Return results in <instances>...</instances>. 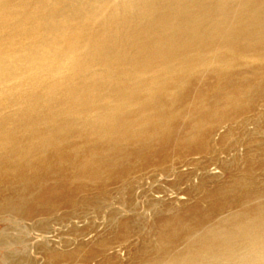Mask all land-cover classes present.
<instances>
[{
	"label": "bare ground",
	"instance_id": "6f19581e",
	"mask_svg": "<svg viewBox=\"0 0 264 264\" xmlns=\"http://www.w3.org/2000/svg\"><path fill=\"white\" fill-rule=\"evenodd\" d=\"M263 98L264 0H0V178L17 181L0 209L31 218L89 204L82 193L169 151H205L207 123ZM246 191L205 193L201 233L177 254L160 241L152 264H264V202L245 205L264 189Z\"/></svg>",
	"mask_w": 264,
	"mask_h": 264
},
{
	"label": "rangeland",
	"instance_id": "374dc122",
	"mask_svg": "<svg viewBox=\"0 0 264 264\" xmlns=\"http://www.w3.org/2000/svg\"><path fill=\"white\" fill-rule=\"evenodd\" d=\"M195 105L190 107L192 116L197 114ZM216 123H207L214 126L205 151H169L167 162L136 167L125 183L82 193L89 204L76 199L72 209L58 207L31 218L0 209V264H152L164 245L160 241L175 254L184 250L201 233L196 220L206 212L205 193L220 190L238 197L241 190L264 189V98L243 116ZM235 180L246 184L231 190ZM6 182L17 186L16 177L0 178L1 208L14 201L8 192L14 188L6 189ZM245 205L222 209L206 223L223 221ZM42 245L58 258H47ZM22 257L27 260L19 263Z\"/></svg>",
	"mask_w": 264,
	"mask_h": 264
}]
</instances>
